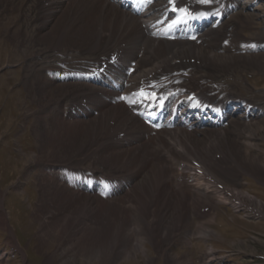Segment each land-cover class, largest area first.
Wrapping results in <instances>:
<instances>
[{"label":"rangeland","instance_id":"1","mask_svg":"<svg viewBox=\"0 0 264 264\" xmlns=\"http://www.w3.org/2000/svg\"><path fill=\"white\" fill-rule=\"evenodd\" d=\"M250 1H253L251 6L247 4ZM51 2L10 0L0 3V213L10 209L13 219L19 221L12 225L9 219L4 222L0 216V264H264V115L255 120L237 118L238 114L232 116L226 126V139L230 146L224 144L223 149L225 152L233 150L235 154L228 153L224 159H239L240 165L227 175L218 169L212 172L225 180L232 191L237 189L241 197L247 195L256 202L240 201L237 194L224 196L223 202L202 204L208 209L206 212L200 206L204 215L190 216V219L189 214L185 216L187 219L180 217L181 222L176 223L173 234H165L173 224L169 217L164 218L163 228L157 227L156 232H151L153 225H148L146 218L150 220L146 211L153 210L151 208L155 206L150 199L165 192L164 183H159L163 182L162 176L169 170L163 164L153 169L156 163L149 164L148 170L141 168L145 161L132 159V155L140 151L143 142L149 143L142 141L139 146H134L131 138L124 143L112 140L110 146L117 145L112 150L103 151L101 156L98 155L100 158L94 154L98 152H92L93 157L82 159V152L87 151L83 148L88 147L92 140L100 141L109 135L115 137L112 134L114 130H118L117 139L121 140L130 132H126L124 127L117 128L115 124L108 128L104 125L105 130L98 126L89 127L100 112L95 111L93 98L81 99L79 102L83 101L82 104L79 103L73 111L69 109L76 101L70 102L72 87L68 90L69 85L65 84H82L75 78L74 70L84 69L86 60L96 57L97 53L83 55L80 53L83 50L74 47L78 46L75 36L80 33L76 30L84 22L74 29H64L63 33L62 28L67 27L61 24V15L50 27L48 24L51 22L45 21L47 14L42 19L38 17V10L42 6L46 9ZM247 3L246 9L237 10L227 19V24L235 27V33H231L227 43L222 41L220 46L219 41L214 51L211 50L219 55L213 54L209 62L201 63L208 62L204 67L213 64L223 67V71L217 72L214 78L216 82L219 79V83L211 82L212 86L216 84L218 95L223 91H233L264 106V0H247ZM60 33L65 40L62 38L55 44ZM47 45L50 49H46ZM200 46L207 50V45ZM39 81L44 82L41 89ZM85 86L101 91L91 83ZM81 105H91L94 110L88 116L87 113L78 115L82 112ZM236 121L242 124L235 125ZM43 129L45 136L42 135ZM234 129L239 133L233 132ZM200 131L193 132L198 135ZM174 138L181 141L176 145L178 150L182 143L190 144L192 140L200 146L208 140L204 132L200 136L183 133V137L175 135ZM108 147V144L104 145L101 151ZM170 156L178 157L175 152ZM137 162L138 168L147 173L137 171L135 175L138 178L130 179L135 173L133 168L137 169ZM184 163L187 164L186 161ZM257 164H260L259 168L254 167ZM123 165L127 166L128 172L123 170ZM57 167L67 168L70 175L55 176L56 171L51 169ZM237 172L238 175H233ZM96 177L102 180L110 177L122 187L133 184L123 187L125 192L118 191V197H109V201L100 200L93 193L76 195L69 192L70 213L77 214L68 220L66 208L69 210V207H64L61 201L53 207L41 201L43 182L59 179L58 182L70 183L76 191L75 183ZM205 179L207 183L209 177ZM169 180L174 184L177 181L171 175ZM213 188L212 193L217 198L219 188ZM147 193L152 197L146 199ZM88 197L108 204L103 202V207L99 204L100 208L86 207L84 202ZM22 199H26L25 202ZM167 205L168 208L174 206V202H167ZM183 205L186 206L185 203ZM185 220L189 223L184 226ZM54 223L60 229L52 235L46 228ZM17 236L23 246L16 244L19 243ZM33 248L39 249L41 255ZM142 249L146 254L141 252ZM137 252L139 256L135 259L133 255Z\"/></svg>","mask_w":264,"mask_h":264},{"label":"bare ground","instance_id":"2","mask_svg":"<svg viewBox=\"0 0 264 264\" xmlns=\"http://www.w3.org/2000/svg\"><path fill=\"white\" fill-rule=\"evenodd\" d=\"M5 1L8 2L10 0H5ZM5 1L0 0V3H3ZM187 1H190V0H187ZM151 8H152L150 9L151 13L148 14V19L151 21H149L148 24L151 25L155 21L156 22L161 21L162 23V21L166 18V16L160 17V13H158L162 9L161 5L160 4L154 5ZM59 12H61V14H59ZM43 14H47V17H48L47 19L45 18V21H47V23L51 22L48 24V27L52 26L54 24V20L59 19L61 15V17L63 18L62 19L63 21L61 24H65L67 27V28L65 27L62 28L63 33L65 32L64 29L66 31L70 29H74L76 26L84 22V25L77 28L76 30V32L78 30L80 31V33L77 36H75V38L77 39L78 46L74 44L75 48L77 49L79 48L83 50L82 52H80L83 55L90 56L91 54L93 56L96 53H101L102 55L99 54L98 58L102 59L106 56L105 54H109V56H111V54L117 50H119L120 52L119 58L124 61L123 62L124 64L122 66L123 73L118 78L121 80V84H120L121 90L119 91L118 89L115 88L113 91H111V94L114 95L115 98L107 100L108 95L107 96L102 95L98 91L93 92L92 90L85 88L86 86H83L81 83H77V85H73L71 84V82H69L65 85H69L68 90L71 89L72 87L73 92H80L81 95L80 94L77 95L79 99L80 98L81 99L82 98H88V99L93 98V101H95L94 109L95 111L97 112L100 111V112H99V116H96L94 118V122H92L91 124L89 123L90 124L89 127L93 126V128H95L96 126H98V127H102L105 130V127L107 126L111 127L113 126V124H115L117 128L124 127L126 132H130L127 135H125L124 138H121V140L117 139L119 137L118 130H114V132H112V134L116 135L115 137H112L109 135L107 136V138L102 139L100 141H97V139L92 140L93 142L91 141L90 143H88V147L83 148L85 149V151L87 150L88 152L87 151L82 152L83 149L80 150L83 155L82 159H88L89 157H93L91 156L92 152H98L97 154L94 153L96 157L101 156L102 155L101 153L103 151L112 150L113 146L115 147L117 145V144H114L113 146H110V144L112 145V143L115 141H118L119 143H124L126 141L132 140V143H134V146H139L142 143V141H147L149 144H145L143 142L140 151L132 155V159L144 160L145 161L144 164L140 167L145 168L146 170H148L146 167L149 164H155V163L156 165L154 166L153 169H157L159 165L163 164L165 169L169 170V172H166L163 174L162 176L163 182L159 183V184L164 183L166 187L165 192H163L161 196L157 195V196H154L152 199H150V203L155 204V206L151 208L153 210L146 211V215L148 216V219L150 221H148L146 216H144V218H146L148 225L150 224L153 225V226L150 225L151 232L152 231L156 232L157 227L161 228L163 225H165L164 224L165 217L174 218L173 220L177 219L179 220L177 223H180L181 222L180 217H185L189 208H190L189 217L204 215L200 212L201 211L200 206H202V208L205 207L202 204H206V203L207 204H210V203L217 204V203H220L221 201L223 202V200L225 199L224 196H228V195L234 196V194L235 195L237 194L240 201H242V199L244 200L246 199V201L255 200L247 195H244V197H241L238 194L236 188H233V190L236 189V191H232L229 188L230 185L225 180H221L219 175H217L216 173L214 175L212 172L218 169L224 172L225 175H227L226 173H228L231 170H236L237 166L240 165L239 159H224L228 153L233 156L235 153L233 150L231 152L230 150L228 152H225V150L223 149L224 144L226 145V147L227 146L229 147L230 145L226 139L227 134H228V129L226 127H221V126L225 125L228 119L231 120L232 116H236L237 114H238L237 118H245L246 120L257 119L259 116H261L262 112L259 109L258 103L256 101L253 102L251 99L246 98L245 96L240 95V94L238 95L237 93L231 91V92H228L230 96H227L226 98H231V97L234 98L235 105L231 111H230L231 105H227V104L224 105V110L227 115L226 117L223 114L213 115V116L208 115L207 117H204V118H200L199 116L194 121L188 118L194 112L186 109L182 111V114L187 115V118L185 121L180 122V125H179L181 126L180 129L176 128L173 130H163L161 133L157 134L158 137H155V138L156 140L158 139V142H160L161 144L160 148L157 147L153 139H151V136L153 135L152 133L154 132L153 128L150 125L143 122L142 120H140L129 109V106L131 104L135 103L136 101H139L136 94L132 92V89L130 87L134 85L138 86L140 84L146 83L148 82V79L150 78H152L153 80L155 79L158 80V79L163 78L164 82L162 83V88L167 89V90L173 89L172 96L170 99L175 100V104H178L179 107H181L182 103L186 101L183 97L179 99L178 96L185 88L180 85L182 84V82L179 83L178 76H176L172 72L176 69L181 70V69H187L188 67L195 68V69L193 68V71H195V76H198V78H196L197 80L191 83V85H187L186 82H184V85L187 88L189 86L192 88H196V89H192L191 91L200 92L199 99L201 102H204L207 100L209 101V100L215 99L216 97H219L218 94L215 95L213 93L214 86L211 85V82L216 83L215 81L216 79H214L216 78V73L223 71V67L220 65L217 66L218 64L217 65L213 64V66H209V67H204V66L208 65V62L211 60V58H213L214 55H219V54H215L213 51L216 48V44L219 41H221V39H225V35L227 33L225 29L220 31L218 30V28H211L209 31L203 32L197 37L195 42L200 41L201 42L200 45L201 44L203 46L204 44L207 45V50H206V48L203 49L200 45L192 41H188V42L179 41V42L173 43V42H169L166 40H160L158 38L152 37L151 34H148L145 32L144 28L141 25L139 16L132 14L128 10H124L117 2H114L111 0H62V1L52 0L50 6L44 11H41V15ZM98 28L99 30H97ZM71 32H74V31H71ZM220 32L221 33L225 32V34L222 35ZM105 34H106V37H104ZM59 35L60 36H56V40L58 39V41H56L55 44H58L59 40L60 39L62 40L63 38L61 33ZM63 40H65V38H63ZM47 43H50V42H47ZM46 49H50L49 45L46 46ZM140 50L142 54H140ZM96 59L97 58H95V60ZM90 60H92V58ZM202 61H208V62L201 63ZM126 62L130 64L131 63L132 64L134 63V64L131 66L128 65L130 66L128 67V66H125ZM95 63L98 64L97 72H95V74L92 77H90V75H86V78H87L86 80H89L95 84L96 83L103 84L104 80L107 79L106 76L108 73L101 72L99 70L102 65L101 60H98ZM93 66H95L94 63L92 64V67ZM231 67L235 68L237 66H231ZM132 69L133 71H131ZM227 69L229 70V68ZM89 70L91 71L92 69H89ZM42 84H44V82L39 81L40 89L42 87ZM103 86L108 87L109 85L105 83ZM120 93L126 95L125 99H122V96L120 97ZM102 98L104 100H102ZM209 105L211 106L213 104L210 103ZM215 106H218V105H215ZM243 106L245 107L244 109H243ZM255 111H258L259 113H256ZM89 114L90 113L87 112V116ZM103 115L106 118H103L104 117ZM105 121L109 123L105 124ZM127 124H129L130 126H128ZM240 124L242 123H240L239 121H236L235 123V125H240ZM131 125L134 127H132ZM135 127H137V129ZM236 127L238 128L239 126H236ZM193 131H200V132L197 133L198 135H195L196 132L194 133ZM203 132L206 133L207 138L205 139H208V140L205 141L203 144H200V146L198 145V143L192 142V140L191 141L188 140L190 144L182 143V146H181L182 148L179 150L176 149V145L180 144L181 141L175 140L174 138L175 135L177 137H183V133H190L193 136H200ZM233 132L239 133V131L236 129H234ZM42 135H44V129L42 130ZM240 139H242V135L240 136ZM112 140L114 141L111 143ZM107 144L109 147L101 151V148ZM91 148H95V149L91 150ZM174 152L178 156L177 158L176 156H174L175 158L170 156V154L174 155ZM155 156H157L156 160L153 161L152 158ZM179 156L187 157V159H180ZM163 159L165 160L163 161ZM187 160L188 161L190 160L189 162H192V163H189ZM184 161H186L187 164L184 163ZM138 165L139 164L137 162V166H136L137 169L133 168L135 173L132 174L133 177H131L130 179L135 180L138 178L135 175L137 171L143 172V173L146 172V170L139 169ZM123 167H124L123 170H126V172H128L127 166L123 165ZM173 167H174V170H173ZM254 167L259 168L260 164H257ZM238 174L239 173L237 172V174H233V175H238ZM170 175L174 176V178L181 177L182 181L185 182V184H187L188 186H191L192 188H186V185L184 183L181 184L179 182H176L174 185V183H171L169 181ZM190 175L194 176L193 182H190V179H189ZM228 175H232V174L229 173ZM206 176L209 177L207 183H205ZM154 182H157V181H153V183ZM212 183L216 187H221L220 183L225 184L227 187L226 188L223 187V188L226 191L225 192L219 191L220 194L216 195L217 198H215V194H213L214 192L212 193V190H211V189L214 190V188L210 187L212 186ZM43 184H44L42 185L43 189H45L47 193L48 194L50 193L52 196L60 195L61 197L62 196L65 197L69 194V192H72V190L69 189V186L66 185V183L62 184L61 182H58V181L56 182L46 181ZM164 185H161V187H163ZM173 187H175L176 189H174ZM182 188H186V189H182ZM133 190H131V192H133ZM190 193H192V196H189ZM221 193L223 195H221ZM75 194L82 195L84 193L82 194L75 193ZM150 197H152V195L148 193L145 196L146 199ZM130 198L133 201L135 200L134 197L132 196H130ZM142 199L146 200L144 198ZM214 199L216 200L214 201ZM85 201L86 202H84V205L86 207H92V208H94L95 206H98V208L103 207L105 203L104 201H103L104 203L102 201L99 202V200H96L95 198H92V197L86 198ZM126 201L133 203L129 199H126ZM170 201L174 202V205H177L178 207L179 206L182 207L181 209L178 208L177 210L181 214L176 213L177 215H175L170 211L171 207L169 206L168 208V205H167V202H170ZM69 202H70V197L68 199V203ZM96 203L97 205H95ZM109 203H112V202H109ZM184 203L186 206L183 205ZM99 204H100V207H99ZM105 204L107 205L108 203H105ZM158 204H159V207H158ZM193 207H198V210H196ZM87 209L88 208H86L85 210ZM159 209H161L160 213H159ZM214 210L216 212L215 208ZM69 211H70V208H69ZM137 213H139V211H137ZM214 213H213V216H214ZM75 214L77 213L75 212L72 213V215H75ZM72 215L71 213H69V219H71L70 216ZM185 219L187 218L185 217ZM105 221H107L106 218H105ZM186 222L189 223V221L185 220L184 226L187 224ZM56 224L57 223H54L52 224V226L46 228L48 229L47 231L50 232L49 234L54 235L55 233L56 234L58 233L60 228H59V225H57L56 227L55 226ZM174 227L175 225H172L170 228H167V234H173L175 232ZM102 230L104 231V229ZM141 252L146 254V250L142 249ZM133 256L135 257V259L136 258L138 259V256H139L138 252L135 253Z\"/></svg>","mask_w":264,"mask_h":264},{"label":"crops","instance_id":"3","mask_svg":"<svg viewBox=\"0 0 264 264\" xmlns=\"http://www.w3.org/2000/svg\"><path fill=\"white\" fill-rule=\"evenodd\" d=\"M23 194H26L24 191H23ZM42 195H44L43 196V198L41 199V201H44L45 202V205H52V207H53V205H58L59 203H61L62 202V204L64 205V207H69L70 208V204L68 203V199H69V197H68V195L67 196H65V197H61L60 195H57V196H52L51 194H42ZM22 198V197H21ZM24 202H25V200L26 199H22ZM40 200V199H39ZM56 201H61V202H59V203H56ZM177 202V201H176ZM37 203V202H36ZM56 203V204H55ZM68 204V205H67ZM37 206H38V203L36 204ZM171 208H170V211L173 213V214H175V215H177V214H181V213H179L177 210H178V208H182L181 206H177V205H174V206H170ZM172 207H173V209H172ZM190 207V206H189ZM193 208H195L196 210H198V207H193ZM66 211L68 212V218H67V220L69 219V213H70V211L66 208ZM176 211V212H175ZM9 212V211H8ZM161 212V209H159V213ZM189 212H190V208H189V210H188V212H187V215L189 214ZM177 213V214H176ZM190 215V214H189ZM9 216L10 217H12L11 216V213L9 212ZM172 219H174V218H172ZM189 219H190V217H189ZM176 220V221H175ZM175 220H173V224L172 225H175V227H176V223L179 221V220H177V219H175ZM11 223H19V221H17V220H11ZM64 229V228H63ZM174 231H175V229H174ZM165 233V232H164ZM165 234H167V231H166V233ZM39 239H41V238H39ZM24 245V244H23ZM25 247V246H24ZM35 248H36V246H35ZM34 249V248H33ZM34 251L38 254V255H41L40 254V250L38 249H34Z\"/></svg>","mask_w":264,"mask_h":264},{"label":"snow or ice","instance_id":"4","mask_svg":"<svg viewBox=\"0 0 264 264\" xmlns=\"http://www.w3.org/2000/svg\"><path fill=\"white\" fill-rule=\"evenodd\" d=\"M201 3H212L213 0H200ZM180 11H186L184 9H180Z\"/></svg>","mask_w":264,"mask_h":264}]
</instances>
